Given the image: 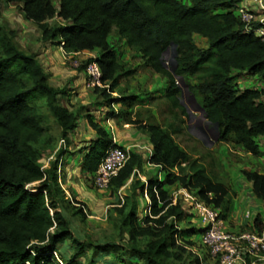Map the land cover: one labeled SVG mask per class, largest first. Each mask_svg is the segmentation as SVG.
<instances>
[{
    "label": "trees",
    "instance_id": "1",
    "mask_svg": "<svg viewBox=\"0 0 264 264\" xmlns=\"http://www.w3.org/2000/svg\"><path fill=\"white\" fill-rule=\"evenodd\" d=\"M6 1L18 5L24 18L40 27L43 41L63 42L66 53L98 51L88 62L98 64L107 90L96 87L94 93L107 96L115 89L118 76L128 74L108 41L115 32L141 54L145 67L167 79L165 98L179 116L188 114L181 103L182 88L176 76L182 77L204 108L205 119L218 123V142L235 144L253 156L261 154L256 139L264 136V89H239L236 76L231 74L246 72L264 82V42L245 31L244 24L230 11L241 0H188V4L181 0ZM196 34L206 39V48L195 44ZM173 45L174 74L164 66L163 58ZM61 94L48 81L38 57L19 48L0 24V264H58L59 260L62 264H108L104 256L97 255L109 252L114 244L91 243V254L84 258L85 245L61 209L69 201L58 182L62 171L57 172L59 157L48 168L41 161L54 152L55 138L48 134L45 124L48 115L60 127L65 147L72 142L82 115L80 108L61 106ZM134 100L133 95L120 100L108 98L109 107L123 102L120 111L109 109L108 115L146 133L152 146L147 162L164 175L162 180L158 174L140 180L136 171L145 158L142 152H128L109 184L119 191L131 178L125 195L108 211L114 228L112 240L124 243L125 239L123 253L137 264H201L200 256L189 248L193 243L183 240L195 229L180 228L189 212L180 198L173 202L164 187L179 183L218 208L222 218L229 210L232 188L225 175L213 177L200 158L174 139L173 131H182L181 120L163 125L150 107L141 106L130 116L126 109ZM86 118L97 136L84 148L80 168L91 175L112 138L89 114ZM66 151L61 150L59 156ZM241 174L251 182L252 195L264 200V172L242 169ZM33 182L39 184L35 192L28 188ZM138 196L149 201L142 223L138 220ZM72 207L74 215L84 218L82 207ZM253 227L264 229L259 215L254 217ZM65 241L72 248L69 256L62 255L60 248Z\"/></svg>",
    "mask_w": 264,
    "mask_h": 264
},
{
    "label": "rangeland",
    "instance_id": "2",
    "mask_svg": "<svg viewBox=\"0 0 264 264\" xmlns=\"http://www.w3.org/2000/svg\"><path fill=\"white\" fill-rule=\"evenodd\" d=\"M51 1L53 4H57L58 2V0ZM181 1L186 4L189 3L188 0ZM0 24L4 28L6 35H8V37L11 38L17 46H19V48L25 52L35 54L38 57L40 63L48 74V81L58 87L62 92L59 99L61 106L72 107L73 110L80 108L84 124H87L88 130H90V133H86L84 135H80V133L78 135L74 131L72 134V142L69 145L66 144L67 147H65V145H61L59 143L62 139L60 127L54 121L53 117L48 115L45 124L48 127V134L55 138L53 145L54 152L48 157H43L41 160L44 168H48L50 164L53 163L57 157H59L57 172L59 168L63 170L60 172L63 174V181H61V185L59 184V186L63 189V191L64 189L66 190L64 191V195L69 201V205H67V203L62 204L61 209L70 219L71 228L74 234L82 240L85 245L84 258L86 256L89 257L91 254V243L100 245L112 243L114 246L110 248L109 252L101 251L97 256H104L103 261H107L108 264H137L136 260L129 259L130 256L123 253L122 245L125 244V239L123 241L124 243H122L119 239L112 240L114 228L113 222L108 214V211L112 209L117 200L121 199L125 195L131 178L124 183L123 187L119 191H114L111 188L97 189L92 185L89 177H84L83 182H85L86 187L90 188L92 191L85 189L86 187L84 190L79 189L78 186L80 185L79 183L82 178H80L77 171L78 157L82 156L80 150L86 143L92 141V139L97 136L95 131L90 127L86 114H89L90 118L94 122L100 124L102 127H106L107 134H109L110 137H113V135L115 136L117 145L120 144L121 138L126 139L127 137H130V135L120 137L123 130L126 129L138 131V133L134 134L135 138L132 140L130 139L128 142L129 144H133L132 146L135 151L140 145L144 144V137L146 133L143 132V130L138 129L135 125L127 123L130 126H122L120 123L123 122V120H121L115 121L116 126H113V117H110L112 120L108 118V111L109 109L115 111V109L112 106H108V98L120 100L123 96L133 95L135 98L134 103L129 109H126V112L130 113V116H133L134 110L141 106L150 107L156 117V120L163 125L177 123L181 120L180 126L182 131H173L174 139L193 157L200 158L201 163L213 177L215 174H219L221 176L225 175L226 181L234 189L238 187L246 191V186L242 183V169L264 172V136L256 139V142L261 150V154L259 156H253L235 144L221 143L214 140L212 135L215 131L207 130L204 127V120H202L200 113L194 110L191 103L187 100V95L185 94L182 95L181 101L188 109L190 117L179 116V112L176 109L171 108L165 98V92L168 88L167 79L159 74L153 73L149 68L145 67L141 54L127 46L126 42L119 38L115 32L109 36L108 41L116 50L117 57L119 61L124 64V70H127L128 74L126 76H118L117 85L112 93H107V96H102L101 92H98L97 96L90 99L89 103L86 105H80L78 103L70 102L67 98L73 87H68L70 82L64 83L66 80L64 79V75L62 76L60 69L61 67L66 66L68 69H71L69 70L70 75L73 74L72 76L74 77L80 76L81 71H84L86 63L90 60V58L94 57L98 51H81L64 56L65 59H62V52L58 45L55 42L43 41L41 39L40 27L24 18L18 5L8 3L6 0H0ZM193 40L201 49L208 46L206 39L197 34L193 35ZM174 51L173 47H169L164 53V63L167 67L174 62ZM231 74L236 76L235 82L239 89H264V82L257 76L238 71H232ZM56 81H60V83H57ZM189 83L193 84L194 80L190 78ZM105 88L106 87L99 88V90H103ZM120 104L118 105L114 103L119 111L122 108ZM87 106H89V110L85 109ZM175 114L178 116L177 118L175 117ZM199 120H202L203 124H201V126L204 128L206 137L209 138L206 139V141L210 143L208 146H205L200 139L186 129L189 126L192 132L199 133ZM117 130H119V132ZM172 130H174V128ZM81 131L82 133L84 132L82 129ZM64 149H67V151L63 152L59 156V152ZM66 171L69 172L68 179ZM136 175L140 178V180L146 181V179L141 177L144 175L142 170H137ZM65 180H68L67 183H65ZM73 183L76 186H73ZM38 185V182H33L28 185V188L35 192ZM165 187L168 188L167 186ZM75 190H77L81 195L83 194V196L77 197L79 195L73 193L76 192ZM168 190L170 191V195L175 194L177 195V198L182 199L179 194H176L177 188H169ZM82 191L84 192L81 193ZM84 193L92 194L93 197L88 199L87 195L85 196ZM233 194V197L235 198L236 193L234 191ZM244 199L247 201L245 193ZM138 201V220L142 223L143 216L148 212L149 201L146 197L141 196H138ZM232 202L233 198L231 200V203ZM247 205H250L249 201ZM72 206H74V208L82 207L84 218L79 215H74L73 210L71 209L73 208ZM189 223L194 224V221L187 222L185 220V222L180 224V228H185V226H188ZM246 230H251V227L246 226ZM183 240L191 242V239L188 237H184ZM60 247L63 251L62 255H68V253L72 251L71 245L68 241H65L64 245ZM201 247L202 246L201 244L199 245V243H195L194 246H189L192 252L196 253L199 251V253L202 254L201 257L203 259L201 264H217L212 259L204 256L202 253L203 251H200ZM248 260L249 259H247V261ZM260 262H264V259H259V261H257V263ZM58 264H62V262L59 260Z\"/></svg>",
    "mask_w": 264,
    "mask_h": 264
},
{
    "label": "built area",
    "instance_id": "3",
    "mask_svg": "<svg viewBox=\"0 0 264 264\" xmlns=\"http://www.w3.org/2000/svg\"><path fill=\"white\" fill-rule=\"evenodd\" d=\"M252 3L254 8L248 7L240 1L230 11L244 24L245 31L253 32L264 42V0H252ZM58 47L63 56L72 54L63 50V42H60ZM84 73L86 85L90 88H107V85L101 81V71L95 61L86 64ZM111 106L115 109L114 103ZM111 138L112 144L107 149L96 171L89 175L92 185L97 189L109 188L111 178L117 174L128 158L129 151L116 144L114 135ZM59 143L65 145V140L61 139ZM58 182L61 185L60 179ZM181 197L187 211L195 213L203 224L201 245L204 255L207 254L217 264H247L248 258L255 260L264 258V229L258 231L252 227L251 230L237 232L227 230L224 218L221 217L218 208L204 202L196 194L186 189ZM245 216L250 217V213L246 211ZM199 256L201 257V255Z\"/></svg>",
    "mask_w": 264,
    "mask_h": 264
},
{
    "label": "crops",
    "instance_id": "4",
    "mask_svg": "<svg viewBox=\"0 0 264 264\" xmlns=\"http://www.w3.org/2000/svg\"><path fill=\"white\" fill-rule=\"evenodd\" d=\"M241 2L248 7L254 8L252 0H241ZM57 53H59V52H57ZM62 59H65V57L63 55H62ZM60 70H61L62 76L64 75V77H65L64 79L66 80V81H64V83L70 82V85H68V87H73L72 91L69 92L70 95L67 97L70 100V102L78 103L80 105H86L87 103L90 102V99H93L94 97L97 96V94L94 93L93 89L86 85L84 71H81L80 76L74 77V76H72L73 74L72 75L69 74V70H71V69H68V67H66V66L61 67ZM62 76H60V77H62ZM56 82L60 83V81H56ZM116 104L119 105V103H116ZM98 107H100V106H98ZM114 107H115V110L117 111L118 110L117 106L114 105ZM85 109L89 110V106L85 107ZM112 119H113V124H114L113 126H116L115 121H121L122 120L119 117H116V118L113 117ZM120 124L122 126H124V125L130 126L127 123H125L124 121L121 122ZM87 127L88 126H87V124L86 125L84 124L83 117L81 115L77 121L75 132L78 135H79V133H80V135L90 133V130H88ZM104 128L107 129L106 127H104ZM81 129L84 130L83 133H82ZM117 131L119 132V130H117ZM135 133H138V131L137 130H127V129L123 130L122 135L120 137H123L125 135L126 136L130 135V137H127L126 139H122V138L120 139L119 145H120V147H122V149L127 150V151H135L133 149V146H132L133 144L128 143L130 139L132 140L135 138V136H134ZM144 138H145L144 144L140 145L139 148L136 150V151L142 152V154L145 158L144 162L142 164V167L140 168V171L142 170L143 174H144L141 177L143 179H146L147 175L158 174L159 180H162L164 173L159 171V168L156 165H153V164H150L147 162V158L152 153V146L150 144L148 136L145 135ZM88 144H89V142L86 143L84 145V147L80 150V152L82 154H83L84 148ZM136 147H138V146H136ZM80 159H81V157H78L77 171H78L80 178L81 177L82 178H81V180L79 179L80 185H78V186H79V189L84 190V188L86 187V183L83 182L84 177L85 178L89 177L90 174L81 170ZM66 173L68 174V176H67V179H68L69 178V172L66 171ZM62 175L63 174H61V176L59 178L60 183H61V181H63ZM242 179H243L242 183H244V185L246 186V191H244L242 188L237 187L234 189L233 187H231L232 190L236 193V197L235 198L233 197V202L230 203L229 210L227 211L226 217L224 218L225 228L227 230L234 231V232L246 230V226H249L252 229L253 219L256 215H259L261 217V219L264 221V200H260V199L255 198L251 192V182L245 180V178L243 176H242ZM67 181L68 180H65V183H67ZM73 186H76V185L73 183ZM167 187L168 188H166V187H164V188L167 190L169 195H170V191L168 190L169 188H171V189L177 188L176 194H179L180 196H182V193L185 190V188L181 187L179 183L167 185ZM85 189L92 191L90 188H87V187ZM64 191H66V190L64 189ZM75 191L76 192H73V193H76V195H79L77 197L83 196V194L81 195L80 193H78L77 190H75ZM83 192L84 191H82L81 193H83ZM244 193L246 194L247 201H246V199H244ZM84 194H85V196L87 195L88 199H91L93 197L92 194H89V193H84ZM170 196L172 197L173 202L177 199V195H175V194H171ZM248 201L250 202L249 206L247 205ZM262 201H263V203H262ZM246 211H248L250 213V217L245 216ZM185 220L187 222L194 221V224L189 223L188 226H185V227L195 229V232L193 234H191L190 236H185V237H188L189 239H191V242L193 243L192 246H194L195 243H199V245H200L201 244V234H202L201 228H203V224L200 222L197 215L193 212H189L188 216L186 217ZM185 220H184V222H185ZM64 243L62 245H64ZM200 251L201 252L203 251V247H201ZM196 253L198 255L202 256V254L199 253V251ZM200 258H201V260L203 259L202 257H200ZM248 259L249 260L247 261V264H264V262L257 263V261H259V259H256V260L254 258H248ZM209 261H210V259H209Z\"/></svg>",
    "mask_w": 264,
    "mask_h": 264
},
{
    "label": "water",
    "instance_id": "5",
    "mask_svg": "<svg viewBox=\"0 0 264 264\" xmlns=\"http://www.w3.org/2000/svg\"><path fill=\"white\" fill-rule=\"evenodd\" d=\"M174 48V45L172 46ZM167 51V50H166ZM165 51V52H166ZM164 52V53H165ZM174 55H176V52L174 51ZM164 66L172 73L174 74L175 72V68H176V62L174 60L173 63H171V65L169 67H167L164 63ZM176 79H177V83L179 84V86L182 88V95L185 94L187 95L188 97V101L191 103V106L194 108V110L198 111L201 115V118L202 120H204V124L202 123V120L198 121V131L199 133H195V132H192L191 131V128L188 126L187 127V130L193 134L194 136H196L198 139H200L202 141V143L205 145V146H208L210 143H208L206 141V139H209L206 137V133L204 131V128L201 126V124L204 125V127L207 129V130H214L215 133L212 135V137L214 138V140H218V137H219V129H218V123H212V122H209L205 119V111H204V108L197 102L195 96L193 93H191L188 89V85L184 82V80L182 79V77L180 76H176ZM182 103V101H181ZM186 111H187V114L189 116V111L188 109L186 108ZM190 117V116H189ZM190 119V118H189Z\"/></svg>",
    "mask_w": 264,
    "mask_h": 264
}]
</instances>
